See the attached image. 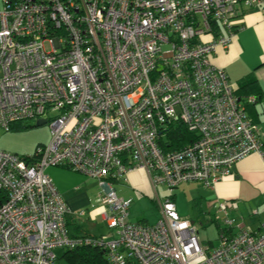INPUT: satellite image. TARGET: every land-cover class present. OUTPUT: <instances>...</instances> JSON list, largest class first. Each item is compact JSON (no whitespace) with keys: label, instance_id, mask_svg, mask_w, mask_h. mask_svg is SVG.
Returning a JSON list of instances; mask_svg holds the SVG:
<instances>
[{"label":"built area","instance_id":"1","mask_svg":"<svg viewBox=\"0 0 264 264\" xmlns=\"http://www.w3.org/2000/svg\"><path fill=\"white\" fill-rule=\"evenodd\" d=\"M261 5L0 0V129L39 120L50 129L32 155L0 150V264H56V250L81 248L102 251L109 264H264V234L229 233L236 203L217 204L223 230L211 248L171 197L188 183L212 189L244 157H264L258 125L212 62L241 28L239 8ZM174 124L198 139L165 151ZM52 167L98 180L107 235L70 234L71 211L46 173ZM134 170L146 173L157 199L152 225L129 222L132 199L110 186Z\"/></svg>","mask_w":264,"mask_h":264},{"label":"crops","instance_id":"2","mask_svg":"<svg viewBox=\"0 0 264 264\" xmlns=\"http://www.w3.org/2000/svg\"><path fill=\"white\" fill-rule=\"evenodd\" d=\"M237 21L241 25L240 30L226 48L216 49L212 62L225 71L234 87L240 85L246 78H252L255 81L256 92H261L262 97L251 105L249 111L259 128V125H264V5L241 6ZM259 134L264 143V131H259ZM40 145L42 144H37V146ZM46 173L71 211L66 219L71 234L95 237L107 235L105 223L96 225L94 224L96 220H92V216L96 217L101 211L100 206L88 210L92 204L88 191L91 187L97 188V194L92 199L93 202H97L99 195L103 193L99 184L64 167H52L47 169ZM116 183H110V186L118 197L133 199V202L136 200L137 203L149 199L158 212L156 196L143 170L130 171L126 174L124 181ZM197 186L201 185L188 183L180 186L186 188L185 195L192 204L191 211L194 212L195 218L207 216L214 219L219 202H234L236 208L228 212V217L235 221L231 232L236 234L240 230H249L264 234V228L260 227L264 223V157L258 153L244 157L232 166L230 174L212 189L193 191ZM157 194L158 198L166 197V194L161 195L159 192ZM175 197L174 195V204ZM81 211L88 215L87 220H83L85 215L82 217L78 215ZM158 218L159 212L157 219L152 223L143 217L136 223L152 225ZM189 220L195 223L194 219L189 218ZM101 221H103L102 218ZM218 226L216 225V228Z\"/></svg>","mask_w":264,"mask_h":264},{"label":"rangeland","instance_id":"3","mask_svg":"<svg viewBox=\"0 0 264 264\" xmlns=\"http://www.w3.org/2000/svg\"><path fill=\"white\" fill-rule=\"evenodd\" d=\"M259 131H264V125H259ZM50 139V129L48 125H43L39 127H31L28 129H19L14 131L5 132L0 129V150L8 153H16L17 155H32L36 150L37 144L47 145ZM41 146V145H40ZM95 180L98 184V180ZM117 184V183H115ZM114 184V185H115ZM192 184V183H189ZM195 184V183H193ZM116 189V187H114ZM202 186H197L193 191L203 190ZM186 188L178 187L173 190V195H175V207L176 212L182 216L183 219H191L195 221V226L198 230V238L202 244L212 245L211 248L216 247L218 243V230L216 225H223V216L221 213H216L218 215L217 219H210L207 216H202L201 218H195L194 212L191 211V202L187 200L185 195ZM206 190V189H205ZM97 188L91 187L88 191L90 196V200L92 201L91 206L89 207L92 210L94 207L100 206L99 202H93L92 199L95 198L97 194ZM158 192L161 195L167 196V190L164 186L158 187ZM133 200V199H132ZM135 202V203H134ZM132 203L129 208V216L128 221L131 223H136L140 218H145L149 223L154 222L157 219L158 212L150 202L149 199H146L142 202L137 203L136 200ZM181 204V205H180ZM183 210V211H182ZM88 213V211H86ZM215 214V215H216ZM141 216V217H140ZM88 215L86 214L83 220H87ZM94 224L103 225V221H101L100 215L95 217ZM57 260L56 264H70L67 259L63 256V250L55 251Z\"/></svg>","mask_w":264,"mask_h":264},{"label":"trees","instance_id":"4","mask_svg":"<svg viewBox=\"0 0 264 264\" xmlns=\"http://www.w3.org/2000/svg\"><path fill=\"white\" fill-rule=\"evenodd\" d=\"M256 89H257V85L252 78H246L240 85H237L235 87L233 86L234 94L238 97L239 101L244 105L248 116L252 119V121L255 124L257 123L254 120V118H252L249 111V108L251 107V105H253V103L251 104L247 103V99L249 97H253L255 101H259L261 99L262 93L259 91L256 92ZM31 127H36V126L30 124L27 125L18 124L14 126L11 129V131L19 130V129H28ZM197 139L198 136L195 133L188 131L186 127L182 126L181 124H174L171 127H169L167 132H165L164 140L161 141V147L165 151L177 150L195 142ZM262 146H264V143H262ZM118 182H122V181H118ZM173 196L174 195L172 193L171 195L172 201H173ZM66 224H67V220H66ZM67 228H68V224H67ZM217 229H218V234L220 233L221 230H223L219 226L217 227ZM229 233H231V231H229ZM71 235L75 236L73 234ZM63 256L67 259V261L70 264H109L107 259L105 258L104 253L98 249H93V248L63 250Z\"/></svg>","mask_w":264,"mask_h":264},{"label":"water","instance_id":"5","mask_svg":"<svg viewBox=\"0 0 264 264\" xmlns=\"http://www.w3.org/2000/svg\"><path fill=\"white\" fill-rule=\"evenodd\" d=\"M45 123H46L45 120H39V121L36 122L35 126L36 127L43 126V125H45Z\"/></svg>","mask_w":264,"mask_h":264}]
</instances>
